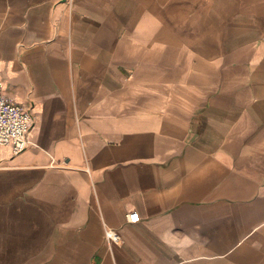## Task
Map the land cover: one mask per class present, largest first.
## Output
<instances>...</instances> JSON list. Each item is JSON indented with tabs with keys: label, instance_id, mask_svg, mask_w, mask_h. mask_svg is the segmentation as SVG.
Returning a JSON list of instances; mask_svg holds the SVG:
<instances>
[{
	"label": "crops",
	"instance_id": "obj_1",
	"mask_svg": "<svg viewBox=\"0 0 264 264\" xmlns=\"http://www.w3.org/2000/svg\"><path fill=\"white\" fill-rule=\"evenodd\" d=\"M0 83V264H264V0H0Z\"/></svg>",
	"mask_w": 264,
	"mask_h": 264
},
{
	"label": "built area",
	"instance_id": "obj_2",
	"mask_svg": "<svg viewBox=\"0 0 264 264\" xmlns=\"http://www.w3.org/2000/svg\"><path fill=\"white\" fill-rule=\"evenodd\" d=\"M32 122L29 111L9 99L0 83V146L8 148L13 155L25 151L30 146L27 135ZM139 220L135 212L127 215V221L131 224ZM105 238L113 242L118 239L116 233L109 230L105 232Z\"/></svg>",
	"mask_w": 264,
	"mask_h": 264
}]
</instances>
